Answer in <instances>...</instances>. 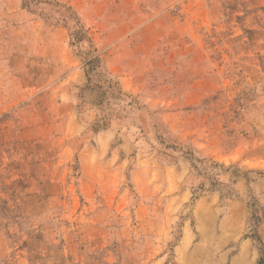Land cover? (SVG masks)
I'll list each match as a JSON object with an SVG mask.
<instances>
[{
	"label": "rangeland",
	"instance_id": "374dc122",
	"mask_svg": "<svg viewBox=\"0 0 264 264\" xmlns=\"http://www.w3.org/2000/svg\"><path fill=\"white\" fill-rule=\"evenodd\" d=\"M0 264H264V0H0Z\"/></svg>",
	"mask_w": 264,
	"mask_h": 264
},
{
	"label": "trees",
	"instance_id": "16d2710c",
	"mask_svg": "<svg viewBox=\"0 0 264 264\" xmlns=\"http://www.w3.org/2000/svg\"><path fill=\"white\" fill-rule=\"evenodd\" d=\"M89 63L91 64V63H92V61H89ZM260 263H261V260H260Z\"/></svg>",
	"mask_w": 264,
	"mask_h": 264
}]
</instances>
